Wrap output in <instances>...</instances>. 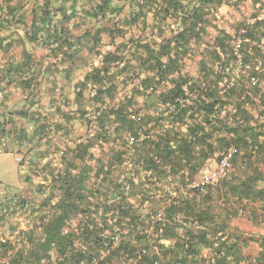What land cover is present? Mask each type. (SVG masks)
Returning a JSON list of instances; mask_svg holds the SVG:
<instances>
[{
    "label": "trees",
    "instance_id": "obj_1",
    "mask_svg": "<svg viewBox=\"0 0 264 264\" xmlns=\"http://www.w3.org/2000/svg\"><path fill=\"white\" fill-rule=\"evenodd\" d=\"M245 1L0 0V151L42 179L0 204L19 245L0 264H264L235 223L264 227V0ZM231 147L225 179L186 190Z\"/></svg>",
    "mask_w": 264,
    "mask_h": 264
},
{
    "label": "rangeland",
    "instance_id": "obj_2",
    "mask_svg": "<svg viewBox=\"0 0 264 264\" xmlns=\"http://www.w3.org/2000/svg\"><path fill=\"white\" fill-rule=\"evenodd\" d=\"M253 6V0H246L243 5V10L245 13H250ZM220 16H224L226 19L233 20L235 16H240L231 8L224 7L220 10ZM35 50V49H34ZM38 55L43 54L42 49H36ZM197 69V64L194 62L190 70L195 71ZM1 106V105H0ZM1 109V107H0ZM75 132L73 136H77V132L85 134V127L82 128L80 123H74ZM6 148L0 151V204L5 201L16 197H25L28 199H32L35 201H39L42 198L37 192L36 185L42 181L41 178L36 177L35 175H31V165L25 163L24 166L20 164V159L26 160L29 156V153L24 150L25 147H22L21 153L19 152V146L16 144H12L11 139L6 141ZM38 151L33 149L31 154L33 156H37ZM59 156H53L54 163H58ZM30 166V167H29ZM247 215H242L235 220V223L238 224L245 232L250 234L258 235L264 232V227L262 224L252 221L246 217ZM19 224L21 228L25 226L26 222L23 218L19 217ZM13 222H17L16 220ZM11 227L9 224L0 225V238H7L10 234ZM257 243H251L247 248V252L255 255L258 250Z\"/></svg>",
    "mask_w": 264,
    "mask_h": 264
},
{
    "label": "built area",
    "instance_id": "obj_3",
    "mask_svg": "<svg viewBox=\"0 0 264 264\" xmlns=\"http://www.w3.org/2000/svg\"><path fill=\"white\" fill-rule=\"evenodd\" d=\"M258 80L257 76L248 75V86H256L259 82ZM6 146L7 143L4 142L1 145V149L6 148ZM234 152L235 148L231 147L222 154L215 166H203L198 175L186 185V190L200 188L203 186H217L227 177ZM174 194L175 193H172V196ZM169 199H171V197Z\"/></svg>",
    "mask_w": 264,
    "mask_h": 264
},
{
    "label": "crops",
    "instance_id": "obj_4",
    "mask_svg": "<svg viewBox=\"0 0 264 264\" xmlns=\"http://www.w3.org/2000/svg\"><path fill=\"white\" fill-rule=\"evenodd\" d=\"M19 51V50H18ZM192 74H196V70L195 71H191ZM42 88L43 87H47L49 85V83L47 81H43V83L41 84ZM41 88V93H40V96L38 97V101L36 103H34L33 107L32 108H40L42 110H50L51 109V101L49 100V98L46 96L47 93ZM11 93H10V97H9V100H6V105L16 111L18 109H20L24 104H29V100L27 101L25 99L26 95L25 94H22V91L20 89H16V88H12L10 89ZM0 97H1V94H0ZM30 129H32V127L30 126ZM217 163V160L216 158H211L209 160L206 161V166H215ZM7 238H9L10 240H12L13 243H15V249H18L19 248V245L18 244V233L17 231L14 232V234H9L7 236ZM259 250V248H258ZM257 250V252H258Z\"/></svg>",
    "mask_w": 264,
    "mask_h": 264
}]
</instances>
